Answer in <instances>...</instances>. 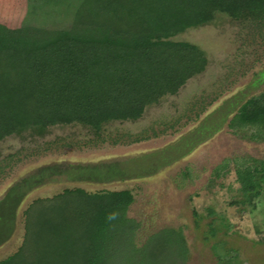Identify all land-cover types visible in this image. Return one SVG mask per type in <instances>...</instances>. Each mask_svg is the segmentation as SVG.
I'll use <instances>...</instances> for the list:
<instances>
[{"label": "rangeland", "instance_id": "1", "mask_svg": "<svg viewBox=\"0 0 264 264\" xmlns=\"http://www.w3.org/2000/svg\"><path fill=\"white\" fill-rule=\"evenodd\" d=\"M61 4L0 0V29L29 37L77 32L62 18ZM166 32L171 41L193 45L206 64L138 119L98 128L70 123L0 142V261L21 247L24 213L33 201L82 189L130 192L127 216L139 224L136 241L164 228L180 229L186 264H264V192L245 212L230 206L240 195L234 159L264 160V141H250L244 130L229 127L242 104L264 94V22L214 12L203 26Z\"/></svg>", "mask_w": 264, "mask_h": 264}, {"label": "trees", "instance_id": "2", "mask_svg": "<svg viewBox=\"0 0 264 264\" xmlns=\"http://www.w3.org/2000/svg\"><path fill=\"white\" fill-rule=\"evenodd\" d=\"M214 12L264 22V0H62L60 14L77 32L29 37L0 29V142L70 123L98 128L138 119L206 64L193 45L171 41L166 31L203 26ZM229 127L244 130L250 141H264V94L242 104ZM233 162L240 195L230 206L245 212L264 192V160ZM132 201L128 191L82 189L35 200L24 213L21 247L0 264H186L180 229L164 228L136 241L139 224L127 216ZM217 231L212 223L209 236Z\"/></svg>", "mask_w": 264, "mask_h": 264}]
</instances>
